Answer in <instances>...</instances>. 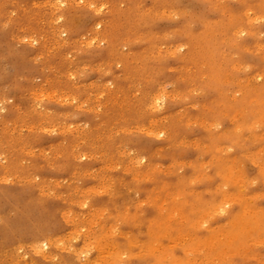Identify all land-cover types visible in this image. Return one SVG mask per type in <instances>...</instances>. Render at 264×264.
Masks as SVG:
<instances>
[{
    "label": "rangeland",
    "instance_id": "374dc122",
    "mask_svg": "<svg viewBox=\"0 0 264 264\" xmlns=\"http://www.w3.org/2000/svg\"><path fill=\"white\" fill-rule=\"evenodd\" d=\"M262 132L264 0H0V264H112L86 241L110 182L134 219L158 218L176 183L195 174L203 187L211 154L258 173ZM248 188L264 209V180ZM228 208L199 235L223 225L234 250L201 261L264 264V232L245 234L261 215Z\"/></svg>",
    "mask_w": 264,
    "mask_h": 264
},
{
    "label": "bare ground",
    "instance_id": "6f19581e",
    "mask_svg": "<svg viewBox=\"0 0 264 264\" xmlns=\"http://www.w3.org/2000/svg\"><path fill=\"white\" fill-rule=\"evenodd\" d=\"M207 32H208V30H207ZM189 53H190V51L188 50L187 54H189ZM255 61H257V60H255ZM176 95H178V94H176ZM173 96H175V95H173ZM162 119H164V118H162ZM150 123H151V121H150ZM236 125H238V124H236ZM140 127H142V126H140ZM238 128H239V126H238ZM155 131H153V133ZM262 134L263 135L261 137L259 134H257V135H253L251 138H252V140H256L257 138H261V140H263L264 139V132H262ZM140 144L142 145L141 142H140ZM24 146H25V144H24ZM244 154H247V152ZM134 157H136V156H134ZM216 158H217L216 155H213V154H211L209 157V163L212 165V170H211L210 175L207 174V175L203 176L205 183H204L202 188L195 189L191 185V182L197 180V177L195 174L191 175L190 177L186 178L185 180L181 181L180 183H176L177 185H175L173 187V189H171L170 195L166 196L164 199L161 200V206L163 207L162 208L163 210L157 215L158 218H155V216H153V214H150L151 217H148L145 219H141L139 216H138V218L134 219V213H135L136 209H135V211H133L127 207H124V208L120 207V205L116 202L117 201V199H116L117 198L116 197L117 196V194H116L117 193V188H116L117 182L116 181L110 182L112 184L109 183V185L107 186V191H109V193H110L109 201L107 203L95 208V211L100 216L101 221L98 223V225H99L98 232L90 234V236L86 240V241H88V250L89 249L91 250L92 248H94L93 252H101L102 255H104V252H108V253H106V255L108 254L109 259H106V260H111L112 264H117L119 261L120 262L123 261L124 263H127V264H203V262H202L203 260H207V262L209 260H211V261L215 260L216 261V259L219 258L220 255H223V254L226 255L227 251H230L232 249L234 250V248L237 244V243H234V240L236 238L231 236L230 235L231 233H229L224 228L223 225L221 226L222 236L218 237V238H216V237L209 238L211 234L199 235V233H200L199 228H201L205 224H208V226H210V228H208L207 230H209L211 232H213V230H217L218 228H216V227H219L220 223H218V224L216 223L217 225L214 224V221H212V216L215 215V213L219 212V211H222V212L228 211L229 210L228 205H232L235 202L239 204V212H241V214L250 215V214L256 213V214L261 215L259 217H262L261 218L262 221L256 223V228H254V226L252 225L253 223L251 224V222H247L246 227L249 230L245 232V234L250 237V239L248 241L256 242L257 240H260L259 238H256V233H254L255 235H253L252 232L253 231H259V232L263 231L264 232V223H263L264 222V209L260 210L259 208L256 207L257 206V199H256L257 195L252 193L248 188L249 184L251 182H253L254 180H256V178L264 180V160L260 154V151L259 150H252L250 152V159L252 160V162H254V164L258 163V173L255 174L256 176L255 175H249L248 173H245V171L242 172V170L239 171V173H240L239 175L235 174V169L238 167L237 165L240 163V162H238V160L240 159V157H238V156L235 157L236 158L235 161H234V158L222 160L223 163L221 165H216L214 163ZM147 165H149L148 168L150 167V169L147 170L146 174H149L150 173L149 171H151L155 166L151 162H149V164H147ZM240 165H242V162ZM2 170H3V168H2ZM5 174L7 175V173H5ZM3 177H1V178L3 179ZM148 180L155 181L154 179H150V178ZM137 187H138L139 191L140 190L143 191V194L149 193L151 188H152L151 186H150L151 187L150 188V187H147L146 185H143V184H139ZM201 189L204 191H202ZM95 190H96V188H95ZM48 191H49V189H48ZM50 191H52V190H50ZM2 192H4V191H2ZM189 196H192V197H189ZM7 197L8 196H6V198ZM158 198H159V196L157 195L154 198V200H157ZM3 200L4 199H2V201ZM142 200H143V198L139 199L136 208L138 207V205H141ZM3 202H5V201H3ZM3 202H0V203H3ZM251 202H253V203H251ZM7 203H10V202H7ZM80 204L82 205V203H79V205ZM4 205H3V207H4ZM81 205H80V207H81ZM32 209H34V208H32ZM3 210H4V208H3ZM74 213H75V211H74ZM17 214H19V213H17ZM21 214H23V213H20V215ZM81 215H83V214H81ZM6 217H4V218H6ZM13 217H14V215H13ZM72 217H74V215ZM8 218H9V216H8ZM11 219L13 220L12 217H11ZM63 219H64V217H63ZM176 220L181 221L183 223H180L178 225L173 226L174 223L177 222ZM256 221H258V219ZM4 222H5V220H4ZM11 222H13V221H11ZM14 222H15V220H14ZM7 224H8V222H7ZM15 224L16 223H14V225ZM17 224L21 225V223H18V222H17ZM214 225H216V226H214ZM144 226H146V228H147V232H146V234H144V236H142L140 238L139 234H136V233H134L133 237L130 236L131 233H133L132 229L134 227L142 228ZM27 227L28 226H26L25 228H27ZM7 228H8V225H7ZM23 228H24V226H23ZM72 229H74V230H71V231L75 232L76 228L73 227ZM21 230H22V228H21ZM77 231H79V230H77ZM6 232H9V231H6ZM82 232H84V231H82ZM85 232H84V235L87 233V232L86 233ZM183 233L184 234H192L193 238L192 239L189 238L190 240H178L177 236L179 234L182 235ZM57 237H59V236H57ZM60 237H59V239H60ZM188 237H189V235H188ZM26 238H27V234H26ZM64 238H65V236H64ZM178 238L182 239L180 236H178ZM224 238H228L229 241L224 242V240H223ZM82 241H83V239H82ZM92 242H94V244H92L93 246L91 248ZM58 244L63 246L65 244V242H64V244L62 242V244L57 243L56 245H58ZM68 244H70V243L68 242ZM222 245H225V248L227 249V251ZM65 246H67V245H65ZM68 247H70V246H68ZM63 248H65V247H62L61 250H65ZM211 249H214L213 253L209 252ZM78 251L81 252V251H83V249L81 248ZM38 252L36 251V253H38ZM27 253L29 254V252H27ZM74 253L76 254L78 252H74ZM84 253H86V252H84ZM34 255H36V254H34ZM218 255H219V257H218ZM44 257H45V255H44ZM44 257H43V259H45ZM76 258H77V256H76ZM78 258L80 259V257H78ZM35 259L37 261V258H35ZM90 262H92V261H90ZM205 262L206 261H204V263ZM1 263H2V261H1ZM106 263H108V262H106Z\"/></svg>",
    "mask_w": 264,
    "mask_h": 264
}]
</instances>
